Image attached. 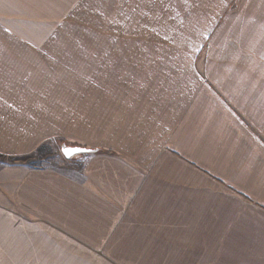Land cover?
<instances>
[{
  "label": "crops",
  "instance_id": "0c3cea01",
  "mask_svg": "<svg viewBox=\"0 0 264 264\" xmlns=\"http://www.w3.org/2000/svg\"><path fill=\"white\" fill-rule=\"evenodd\" d=\"M58 138L97 151L11 174L46 254L0 264H264V0H0V155Z\"/></svg>",
  "mask_w": 264,
  "mask_h": 264
},
{
  "label": "rangeland",
  "instance_id": "374dc122",
  "mask_svg": "<svg viewBox=\"0 0 264 264\" xmlns=\"http://www.w3.org/2000/svg\"><path fill=\"white\" fill-rule=\"evenodd\" d=\"M72 29V27H67V29ZM66 28L64 30H67ZM82 29V28H81ZM85 129V128H84ZM61 144L75 146L71 142H67L63 139L46 140L39 143L34 151L27 156L15 158H8L0 155V194L2 192L5 196H9V192L12 189L11 180L13 176L12 173L15 171H21L20 168L29 169H45L46 167H60L62 164L66 163L63 158L59 146ZM82 147V146H80ZM87 148V147H86ZM92 149V148H91ZM82 157V156H81ZM77 158L67 160L74 161ZM16 161V162H15ZM21 165V166H20ZM0 204L11 208L8 213L0 215V225H11L13 228L11 230L0 229V246L10 247L14 246L16 243L19 245H27L29 249L24 252L19 251V254H27L33 252L34 254H46V230L43 231V225H41V230L34 231H15V227L21 228L23 224L31 223L34 225L43 224V221L36 219V217L29 215L24 209L20 208L16 204L12 203L9 199H0ZM199 204V203H196ZM201 205V202H200ZM15 212V213H12ZM46 223V222H44ZM46 228V225L44 226ZM3 228V227H2ZM4 229V228H3ZM33 248V250L31 249ZM5 250V249H4ZM173 249H154V248H83L81 253L77 250H73L76 255L83 256H99L110 260L108 263L100 264H155L150 263L154 260L155 253H161L164 259H169ZM68 255H71V249H68ZM191 255V253H189ZM195 257L194 264H203L199 259L202 257V249H195L193 253ZM190 259V258H189ZM120 260L124 261L121 263H116L114 261ZM105 261V260H104ZM170 264V263H164ZM172 264H181L178 262ZM191 264V263H190Z\"/></svg>",
  "mask_w": 264,
  "mask_h": 264
},
{
  "label": "water",
  "instance_id": "95a60500",
  "mask_svg": "<svg viewBox=\"0 0 264 264\" xmlns=\"http://www.w3.org/2000/svg\"><path fill=\"white\" fill-rule=\"evenodd\" d=\"M59 149L65 160L79 158L82 155L91 154L97 151V149H90L80 146H69L65 144H61Z\"/></svg>",
  "mask_w": 264,
  "mask_h": 264
}]
</instances>
